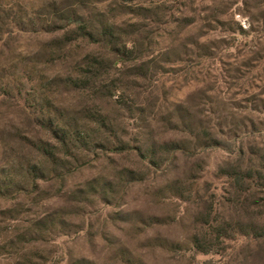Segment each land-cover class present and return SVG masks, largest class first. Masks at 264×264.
<instances>
[{
	"label": "rangeland",
	"instance_id": "374dc122",
	"mask_svg": "<svg viewBox=\"0 0 264 264\" xmlns=\"http://www.w3.org/2000/svg\"><path fill=\"white\" fill-rule=\"evenodd\" d=\"M68 1L0 0V264H264V238L192 244L234 227L238 190L264 205V0H86L126 33L133 63L96 33L45 25L43 7ZM39 94L86 131L70 155L36 122L26 98ZM142 142L198 151L154 167L101 148ZM236 166L256 173L242 188Z\"/></svg>",
	"mask_w": 264,
	"mask_h": 264
},
{
	"label": "trees",
	"instance_id": "16d2710c",
	"mask_svg": "<svg viewBox=\"0 0 264 264\" xmlns=\"http://www.w3.org/2000/svg\"><path fill=\"white\" fill-rule=\"evenodd\" d=\"M86 0H73L68 1L66 3H63L62 5H55V4H48L47 6L43 7V17L46 18L45 25L50 24H57V23H65L66 28L71 27V25H77L78 26V35L82 38H91L92 41L94 40L92 37H94L93 33H96L97 35V41L109 45L110 47H114L113 51L115 55L118 57V59L122 63H133L137 60L136 56L134 55V52L129 50L124 44L122 45V39L124 40V37L126 35L122 34V30H119L115 25L111 23V20L108 19V16L103 15L104 13H100V11H97L96 14L89 11L88 3ZM136 0H123V2L131 3ZM145 1V0H142ZM70 40L65 39L58 40L56 42V45L61 49L63 46L66 45ZM69 80V81H68ZM67 81L71 84H74L76 87L77 80L68 79ZM82 83V84H81ZM89 79L84 80L83 82H80L78 87H83L85 85H88ZM40 96H28L26 98V101L28 102L29 108L32 109V111L35 113V115L38 117L39 120H36L37 123L41 124L51 135L52 137L58 142V144L61 146L63 152L65 154L70 155V144L72 142L80 143L81 141H84L86 138H84L86 131L81 128V126L78 127V121L77 120H71L66 114V112L55 106L53 103V100L50 96H43L44 94H39ZM37 97V98H36ZM180 109L176 111L178 119L181 121L185 120V116L181 114ZM92 118L97 123H101L104 128H107V125L105 124V121L100 118L92 116ZM171 123L169 120L168 123ZM193 129V126H191ZM194 135L197 137H200V141L202 138H204V135L200 132H197L195 128ZM208 136V134H206ZM210 138V136H209ZM206 140V139H205ZM214 144L208 145L209 147H214L216 144V141H213ZM142 142V144L135 146V147H129V146H121L118 144H113L111 148H104L101 146L102 150H106L113 153H126V152H135L139 157L147 159L149 163L156 167L158 166L157 159L159 158V155L164 153H182L185 155H195L198 150L196 149H188L185 148L182 145H168V144H153V145H145ZM42 153L45 156H48L49 158H53L55 156L54 153L48 152L44 148H41ZM241 151V150H240ZM262 172L264 175V166H261ZM231 172H229L230 177L239 183L240 188L244 186V181L246 179L251 178V174L254 172L251 168H242L240 166H236L233 168ZM35 172V170H33ZM252 172V173H251ZM254 176H256V173L254 172ZM57 177L56 175L54 176ZM39 178V177H38ZM37 178V179H38ZM42 178V177H41ZM254 187V186H253ZM7 186L1 185L0 186V196L6 198V194L1 192V189H6ZM171 190H175V192L179 191L182 192L183 188L177 187L175 185L171 186ZM249 189L247 190V192ZM246 191L244 190H238V202L237 207L240 211V216L237 221L234 223V227L229 224H226L227 226H218V227H210L211 230H209L204 235H197L193 238V246L195 249L199 250L201 253H207L211 250V240L212 238H224L228 233H239L242 235H245L246 237H251L254 239V237L257 238H264V222H261V218L264 215V205L259 207L256 203L252 204L249 202L251 199L247 198ZM254 205H257L260 209V212L253 209ZM154 220V219H153ZM155 221V220H154ZM152 221V223H155ZM212 233V234H211Z\"/></svg>",
	"mask_w": 264,
	"mask_h": 264
}]
</instances>
